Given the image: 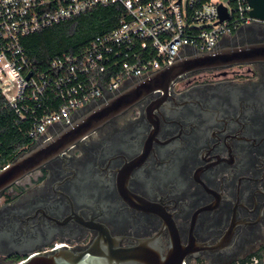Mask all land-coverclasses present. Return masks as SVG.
I'll list each match as a JSON object with an SVG mask.
<instances>
[{"label":"flooded vegetation","instance_id":"flooded-vegetation-1","mask_svg":"<svg viewBox=\"0 0 264 264\" xmlns=\"http://www.w3.org/2000/svg\"><path fill=\"white\" fill-rule=\"evenodd\" d=\"M263 41L254 22L214 52ZM101 231L162 264H264V61L181 75L0 194V264Z\"/></svg>","mask_w":264,"mask_h":264},{"label":"built area","instance_id":"built-area-1","mask_svg":"<svg viewBox=\"0 0 264 264\" xmlns=\"http://www.w3.org/2000/svg\"><path fill=\"white\" fill-rule=\"evenodd\" d=\"M121 7L118 25L78 53L35 70L24 39L99 7ZM220 6L227 9L221 22ZM248 0H0V90L36 143L175 60L214 52L225 36L264 20ZM21 259L15 264H20ZM245 264H259V260Z\"/></svg>","mask_w":264,"mask_h":264},{"label":"water","instance_id":"water-1","mask_svg":"<svg viewBox=\"0 0 264 264\" xmlns=\"http://www.w3.org/2000/svg\"><path fill=\"white\" fill-rule=\"evenodd\" d=\"M252 16L264 20V0H248ZM221 22L227 18V9L220 6ZM264 61V41L249 44L235 51L197 53L179 58L173 63L151 73L140 82L123 89L113 99L90 111L76 123L51 140L34 143L20 153L8 165L0 169V194L15 185L25 175L39 170L49 162L74 147L79 141L95 131L111 118L157 90L166 91L181 75L234 63ZM151 256V257H150ZM162 264L159 256L144 249L143 245L132 248L120 247L118 240L106 232L86 248L75 250L59 247L45 254H32L20 264Z\"/></svg>","mask_w":264,"mask_h":264},{"label":"trees","instance_id":"trees-1","mask_svg":"<svg viewBox=\"0 0 264 264\" xmlns=\"http://www.w3.org/2000/svg\"><path fill=\"white\" fill-rule=\"evenodd\" d=\"M121 7H99L70 21L43 29L24 39L35 70L48 68L50 61L62 53H78L97 36L115 28ZM31 122L21 120L0 90V169L35 142L30 135Z\"/></svg>","mask_w":264,"mask_h":264}]
</instances>
